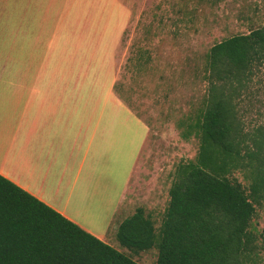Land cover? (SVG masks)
Wrapping results in <instances>:
<instances>
[{
    "label": "trees",
    "instance_id": "16d2710c",
    "mask_svg": "<svg viewBox=\"0 0 264 264\" xmlns=\"http://www.w3.org/2000/svg\"><path fill=\"white\" fill-rule=\"evenodd\" d=\"M257 65H264V23L210 47L206 95L194 118L178 123L183 138L198 137V151L175 165L158 227L137 206L117 226L121 246L156 248L154 264L258 263L251 221L264 202V126L245 130L238 110ZM0 264L140 263L0 175Z\"/></svg>",
    "mask_w": 264,
    "mask_h": 264
},
{
    "label": "crops",
    "instance_id": "0c3cea01",
    "mask_svg": "<svg viewBox=\"0 0 264 264\" xmlns=\"http://www.w3.org/2000/svg\"><path fill=\"white\" fill-rule=\"evenodd\" d=\"M106 1L0 0L13 18L5 30L0 15V175L116 248L110 231L137 207L130 213L123 198L149 127L114 92L113 63L106 69L99 63L91 78L85 77L89 67L77 66L69 77L71 66L53 62L34 42L36 32L41 38L62 32L52 30V21L97 24L85 8ZM100 30L102 36L103 29L82 35L99 38ZM148 197L138 206L154 218L160 199L156 192ZM168 199L167 191L166 205Z\"/></svg>",
    "mask_w": 264,
    "mask_h": 264
},
{
    "label": "rangeland",
    "instance_id": "374dc122",
    "mask_svg": "<svg viewBox=\"0 0 264 264\" xmlns=\"http://www.w3.org/2000/svg\"><path fill=\"white\" fill-rule=\"evenodd\" d=\"M122 2L127 4L126 8L114 5L112 0L106 1L104 7L85 8L98 17L97 24L69 22L65 26L52 21V30L61 27L62 32L51 31L50 36L43 38L36 32L34 42L37 48L51 52L53 62L71 66L69 77H73V69L77 66L89 67L85 77L91 78L99 63L104 69L109 62L115 65L114 92L149 127L123 204L131 213L156 192L160 211L154 221L158 227L175 165L181 160L193 159L198 151V137L183 138L181 131L186 127L178 123L186 117L193 119L206 95L207 53L213 44L227 37L260 27L264 23V0ZM128 11L131 15L124 24ZM10 12V8H0L5 30L12 29ZM99 25H105V28ZM98 29H103L102 36V30L99 31V38L83 36ZM66 31L67 38L64 36ZM19 41L21 45H27V39L21 37ZM90 50H95L94 55L89 53ZM100 77L104 82L108 80L101 73ZM238 110L245 130L264 126V65L254 68L253 78L238 101ZM231 177L245 187L248 185L243 171H235ZM251 229L257 235V264H264V202L256 205ZM110 234L119 251L140 264L155 263L156 248L134 252L121 246L113 231Z\"/></svg>",
    "mask_w": 264,
    "mask_h": 264
}]
</instances>
